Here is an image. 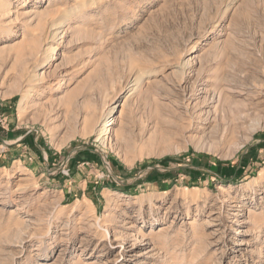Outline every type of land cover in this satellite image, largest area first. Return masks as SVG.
Instances as JSON below:
<instances>
[{
    "label": "rangeland",
    "instance_id": "374dc122",
    "mask_svg": "<svg viewBox=\"0 0 264 264\" xmlns=\"http://www.w3.org/2000/svg\"><path fill=\"white\" fill-rule=\"evenodd\" d=\"M0 264H264V0H0Z\"/></svg>",
    "mask_w": 264,
    "mask_h": 264
},
{
    "label": "bare ground",
    "instance_id": "6f19581e",
    "mask_svg": "<svg viewBox=\"0 0 264 264\" xmlns=\"http://www.w3.org/2000/svg\"><path fill=\"white\" fill-rule=\"evenodd\" d=\"M58 34H59V33H55L54 36L57 37ZM48 50L51 51V50H53V48L50 46ZM107 124H108V123H107V120H106V119L100 124L101 128L99 129V135H100L101 137H103V136L107 133V129L105 128ZM101 137H100V138H101Z\"/></svg>",
    "mask_w": 264,
    "mask_h": 264
},
{
    "label": "trees",
    "instance_id": "16d2710c",
    "mask_svg": "<svg viewBox=\"0 0 264 264\" xmlns=\"http://www.w3.org/2000/svg\"><path fill=\"white\" fill-rule=\"evenodd\" d=\"M167 160V159H166Z\"/></svg>",
    "mask_w": 264,
    "mask_h": 264
}]
</instances>
